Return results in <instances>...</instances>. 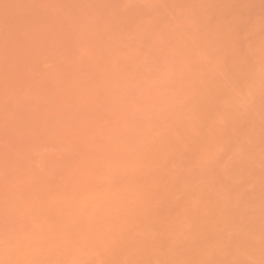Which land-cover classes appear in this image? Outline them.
<instances>
[{"label": "bare ground", "instance_id": "bare-ground-1", "mask_svg": "<svg viewBox=\"0 0 264 264\" xmlns=\"http://www.w3.org/2000/svg\"><path fill=\"white\" fill-rule=\"evenodd\" d=\"M222 1L87 0L88 46L0 0V264H264V17Z\"/></svg>", "mask_w": 264, "mask_h": 264}, {"label": "rangeland", "instance_id": "rangeland-1", "mask_svg": "<svg viewBox=\"0 0 264 264\" xmlns=\"http://www.w3.org/2000/svg\"><path fill=\"white\" fill-rule=\"evenodd\" d=\"M225 1V2H224ZM232 2L234 5L233 6H235V8H236V11H238V12H240L241 14H242V16L243 17H247L246 19H249V20H251V19H256V18H258V19H261L262 18V16L264 17V0H256V3H253L254 2V0L252 1V5L251 4H248L247 3V5L244 3V1L245 0H223L222 2H224V4L226 3V2ZM230 2V3H231ZM23 3H24V1H23ZM29 4V5H33L34 4V7H46V11H51L52 10V12H54V11H56V12H54V13H58V11H59V15L57 14V15H54L53 16V18H54V20L55 19H57V18H59V17H61L60 19H62V21H63V23L64 24H62L61 22L62 21H60L59 22V24L61 23V25L59 26V24L57 23V25L58 26H55L56 28H54V29H57L56 31H58L59 30V27H61V29H64L63 27H67L66 29H64V30H66L67 32V34L66 35H70L71 34V37L73 36V35H75V37H73V38H71L72 40H74V38H76L77 36H79V39L82 41L83 40V38H84V43L86 44V45H88V46H93V45H95V44H97V43H99L100 41H103V40H105L106 38H105V36L102 34V30H100V31H98V29L97 28H95L94 27V23H96L97 22V20L98 19H104V21L106 22L107 21V17H108V15H109V11H107V10H95V11H93L92 9H91V7H89L88 5H87V0H25V4ZM237 3V4H236ZM242 3H244V5H242ZM241 4V5H240ZM255 4V5H254ZM24 5V4H23ZM28 5V6H29ZM239 5V6H238ZM250 5V6H249ZM5 6H7V5H5ZM4 5L2 6V10L6 13V16H7V18L11 21V16H13L14 14H12L13 13V11L12 12H8V10H6V9H10V8H6ZM25 6V5H24ZM27 6V7H28ZM30 6V7H31ZM241 6V7H240ZM244 6V7H243ZM252 6V7H251ZM6 9H5V8ZM249 7V8H248ZM51 8V9H50ZM54 13H52V15L54 14ZM64 13V14H63ZM12 14V15H11ZM48 14H51V12H49ZM262 15V16H261ZM9 16V17H8ZM50 16V15H49ZM259 16H260V18H259ZM13 17H15V16H13ZM12 17V20L14 19ZM17 17V16H16ZM28 17V16H27ZM253 17V18H252ZM19 18V17H18ZM18 18H15L14 20H16L17 21V19ZM52 17H50V19H53ZM7 19V20H8ZM59 19V20H60ZM13 20V21H14ZM19 20V19H18ZM32 20V19H31ZM58 20V21H59ZM56 22H58L57 20H55ZM12 22V21H11ZM33 22H35V21H33ZM33 22H29V24H31V23H33ZM53 22V20L51 21V23ZM13 23V22H12ZM54 23V22H53ZM28 25V24H27ZM55 25V24H54ZM90 25H92V27L90 26ZM0 28H2V27H0ZM60 29V30H61ZM3 30H6V29H3L2 28V30L0 29V31H2V32H4ZM11 29H9V31H10ZM12 30H13V28H12ZM60 30H59V32H60ZM8 31V30H7ZM7 31L4 33V34H6L7 33ZM12 32H14V30L12 31ZM10 33L8 36H11V35H13V33ZM54 32V31H53ZM63 32H64V34H63ZM15 33V32H14ZM52 33V32H51ZM58 33V32H57ZM62 33V36L60 35V38L61 39H65V37H63V35H65V31H61L60 32V34ZM69 33V34H68ZM243 33V32H242ZM1 34V33H0ZM46 34H50V33H45V35ZM53 34V33H52ZM52 34L51 35H46V36H51L52 37ZM54 38H56V36L57 37H59L58 35L59 34H57L56 35V32H54ZM7 35H3L4 37H6L7 38ZM65 35V36H66ZM77 35V36H76ZM244 35H246V34H244ZM244 35L243 34H241V35H239V38L241 37L242 39L244 38L245 40L246 39H248L249 37L248 36H246V37H248V38H245L244 37ZM1 36H2V34H1ZM0 36V37H1ZM2 36V37H3ZM243 36V37H242ZM1 37V38H2ZM44 38V37H43ZM47 39L46 40H48L50 37H46ZM69 38V36L66 38V40ZM3 39V38H2ZM42 38H40L39 37V40L40 41H43V40H45V39H43V40H41ZM56 39H59V38H56ZM55 39V40H56ZM50 40V44H52V39H49ZM55 42V41H54ZM53 42V43H54ZM40 43V42H39ZM43 44H45V46H46V44L47 45H50L49 44V41H48V43H47V41H45V43H44V41H43V43H42V45ZM44 46V45H43ZM42 48H44V47H42ZM41 48V49H42ZM50 48V47H49ZM48 48V49H49ZM45 49V52H48V49L47 48H44ZM43 49V50H44ZM51 49H53V48H51ZM54 50V49H53ZM51 51V54L53 53V52H56L55 50L54 51ZM49 51H50V49H49ZM49 55H50V53H49ZM50 62V61H49ZM48 61H47V63H49ZM46 62H44V63H42L43 65L45 64ZM46 66L48 65V64H45ZM50 65H51V67H54L53 65H52V63L51 64H49V66H47V68L50 70ZM46 66H44V68L43 67H41L40 69L42 70V68L43 69H45V67ZM39 68V67H38ZM38 68H37V70L35 69V72L37 73L38 72ZM45 69L46 71L48 70V69ZM39 69V72L41 73V70ZM54 69V68H53ZM47 71V73L49 74V72H51L52 71V69H51V71ZM53 71H55V70H53ZM45 72V71H44ZM35 73V74H36ZM52 73V72H51ZM36 75H38V73L36 74ZM40 75V74H39ZM42 75H44L43 73H42ZM47 75V74H46Z\"/></svg>", "mask_w": 264, "mask_h": 264}]
</instances>
